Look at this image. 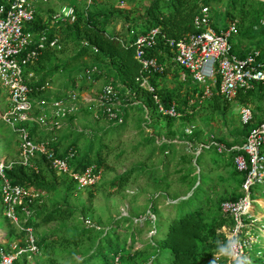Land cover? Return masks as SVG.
Wrapping results in <instances>:
<instances>
[{
	"label": "trees",
	"instance_id": "1",
	"mask_svg": "<svg viewBox=\"0 0 264 264\" xmlns=\"http://www.w3.org/2000/svg\"><path fill=\"white\" fill-rule=\"evenodd\" d=\"M10 1L12 0H0V5L6 7ZM121 1L130 5L137 2V0ZM222 1L152 0L143 8L138 19L133 22L120 21L122 18L115 17L111 10L93 8L80 13V15L75 11L74 22L59 25L45 23L40 15V9L37 7L34 21L25 25L26 32L34 36H45L44 47L40 49L37 60L24 70L25 78L31 73V76L27 78L29 80L27 86L31 92L30 100L51 102L60 99L67 91L86 92L85 90L94 82L105 79L116 90L130 92L122 98L133 97L149 110L147 116L153 115L158 119L165 120L169 126L174 118L159 115L152 94L141 89L136 81L140 73V65L134 58V41L138 34H145L153 28H158L160 34L156 38V44L147 51V55L156 58L158 63L163 65V70L160 73L147 74V78L155 89V95L161 105L169 107L174 104L175 110L180 114L179 118L189 121L198 110L203 108L204 104H206L204 110H208L206 112L221 115L228 110L232 100H238L244 105L255 103V101L253 102L254 96L264 98V87L261 85L248 91H240L231 100L218 93H213L210 99L200 102L199 96L202 89L193 84L189 74L175 64L174 53L167 44L168 40L177 41L196 32L192 19L200 6L213 8L212 6L219 5ZM212 16L216 25H220V18L224 20V25L235 19L238 20V34L231 40L233 53L243 56L252 49H258L262 52L261 59H264V23L260 22L261 17H264V2L227 0L225 10L221 13L212 11ZM246 21L249 22L247 27L244 25ZM240 40L248 41L251 45L246 46ZM52 42L56 43L55 48L50 47ZM68 46L74 49L70 58L50 66L44 65L55 50H65ZM76 62H90V64L87 67H74L73 64ZM93 67H96L98 71L92 75L94 82L91 83L86 76L87 71ZM62 70H68L65 74V85L55 94L46 95L42 87L50 81L53 72L59 73ZM181 74L185 81L179 82L176 78ZM168 76L174 78L171 81V86L166 85ZM202 102L203 104H201ZM126 109V107L123 108L122 121L115 127L122 128ZM263 119L264 113L261 119H256V115H254L252 124L242 125V128L249 131ZM19 127H27V123H21ZM7 130L11 135L10 141L15 139L16 133H12L8 128ZM53 131L49 130V132L43 133L36 126L29 129L33 140L48 141L49 148L56 156L65 157L69 152H73L74 158L69 161V168L73 172L81 173L87 167L94 165L101 174V168L104 167L111 149V140L107 139L106 133L91 135L88 143L83 144L82 147H79L78 140H74L60 149L61 144L59 141H54L57 134ZM165 148L168 149L167 153H164L169 154L172 144L162 143L158 146L159 152L164 151ZM207 152L212 153L209 154V158L214 163V169L219 166L215 163L218 159L223 162L224 166L233 165L236 169L234 158L238 155V151L230 150L218 153L211 147V150H207ZM131 173L132 170H128L114 177L109 183L110 186L123 188L129 182ZM236 173L244 180L245 173L239 172L237 169ZM4 175L13 185L21 186L31 192H43L48 195L57 189L55 178L57 174L50 169L47 160L41 155L37 156L30 166L14 163L10 168L4 170ZM188 176L189 171L187 170L183 180ZM196 180L194 179L192 184L191 194L180 201L190 203L191 200L196 199L197 203L192 211L188 212L184 208L177 210L173 205L176 211L174 215L168 219H162L160 213L153 207L156 235L152 242L144 246V249H137L133 253H129V249L135 243V232H130L127 237H122L118 231L120 225H116L106 232L98 231L94 227L75 229L63 239L64 243L74 247L87 246L86 255L82 254L83 257L78 264H211L213 263L212 257L220 249L226 250L227 247V241L220 229L223 226L231 225L229 216L222 213L221 203L235 201L238 197L212 201L205 186L207 179L199 177L201 182L197 185L195 184ZM0 209L4 210L1 192ZM34 214H36L38 222H35L36 219L31 217ZM72 214L73 210L66 207H55L42 213L33 212L21 222L22 229L11 224L6 237L15 238L22 246L27 227L36 230L52 222H66L72 218ZM18 216H21L20 211ZM54 234L42 236L39 241H36L37 247L40 248L44 245L48 238ZM218 236L221 237V241L217 240ZM146 252H150V254L144 257ZM75 253L81 255V253ZM115 259H117L116 262ZM226 264L233 263L227 260ZM252 264H264V257L261 256V258L253 260Z\"/></svg>",
	"mask_w": 264,
	"mask_h": 264
},
{
	"label": "rangeland",
	"instance_id": "2",
	"mask_svg": "<svg viewBox=\"0 0 264 264\" xmlns=\"http://www.w3.org/2000/svg\"><path fill=\"white\" fill-rule=\"evenodd\" d=\"M120 1L105 0L88 7L80 0H61V3L72 7L79 15L88 9L104 8L111 10L115 17L122 18L120 21L133 22L138 19L143 8L152 0H137L132 5L126 3L121 5ZM226 2L227 0H223L219 5L212 6L213 11L223 12ZM57 8L56 1L39 7L40 15L48 25H52L51 17ZM219 20L222 27L224 20L221 18ZM260 22L264 23L263 16ZM244 25L247 27L249 22L246 21ZM240 41L246 46L251 45L248 41ZM73 50L70 46L65 50H55L44 65L50 66L65 61L72 56ZM89 64L90 62H76L73 66L87 67ZM67 71L53 72L49 87L43 90L46 95L51 96L63 88ZM167 79L166 85L171 86L174 78L168 76ZM184 79L182 74L176 78L179 82L185 81ZM108 83L107 80L100 79L85 91L90 95H95ZM118 91L121 95L119 99L124 105L127 104V109L124 111L125 122L121 129L115 127L117 123L107 119L92 103H76L74 111L59 120L49 118L48 103L44 104L48 130L42 128L41 131L46 133L49 132V128L53 127V132L57 134L54 141L60 142V149L74 140H78L79 147H82L83 144L88 143L91 135L102 133H106L107 139L111 140V149L104 167L101 168L100 181L90 188H78L76 183L70 180L71 178L55 175L57 189L34 201L30 206V215L33 212H47L55 207H66L73 210L72 218L66 222H52L39 229H33L36 241H39L42 236L55 234L39 248L38 254L22 256L14 264H78L83 257L82 254L86 255L87 246L67 245L63 239L72 230L86 227H94L98 231L106 232L120 225L118 231L122 237L135 232V243L129 249V253L144 249V246L152 242L156 235L153 207L160 213L162 219H168L174 215L176 211L173 205L177 210L184 208L188 212L192 211L197 203L196 199L191 200L190 203L180 201L191 194L194 179H197L196 185L201 182L199 177L207 179L205 186L212 201L240 197V186L244 180L236 173L235 167L233 165L224 166L223 162L218 159L215 163L219 166L214 169V163L209 158V154L212 153L207 150H211L212 145V149L217 150L213 143L223 145L226 151L238 148L243 143L250 131V129L249 131L243 129L239 122V111L243 103L232 100L228 110L221 115L206 112L208 110H204L206 105L204 104L191 120L186 121L176 117L168 126L165 120L153 115L146 117V111L138 100L124 99L122 97L128 93L124 90ZM5 98L6 96L0 91V114L6 110ZM254 101L255 103L248 105L251 106L256 119H261L264 113V98L254 96ZM36 102L33 103L30 116L41 114V107ZM131 102L134 104L129 105ZM134 106L137 108H131ZM10 137L9 131L0 119V160H4L5 163L19 160L17 138L10 141ZM162 143H171L172 152L165 154L168 148L159 152L158 146ZM261 150L264 154V145ZM128 170H132V173L129 182L123 188L110 186L109 183L114 177ZM187 170L189 176L183 180ZM250 197L254 200L253 218L255 221L247 232L255 235V242L249 249H246V260L249 261L245 264H252L253 260L264 257V208L258 203V200L264 201V185H253ZM5 217L4 210L0 209V247H5L9 252V245H19V242L13 237H6L11 222ZM19 217L22 222L24 218ZM31 217L36 219L35 222L39 221L36 214ZM227 226L225 230L220 229L225 239H228L229 235ZM60 235L63 236L60 237ZM217 240L222 239L218 236ZM150 252H146L144 257L149 256ZM225 252L224 248L220 249L212 257L213 263L211 264H226Z\"/></svg>",
	"mask_w": 264,
	"mask_h": 264
},
{
	"label": "built area",
	"instance_id": "3",
	"mask_svg": "<svg viewBox=\"0 0 264 264\" xmlns=\"http://www.w3.org/2000/svg\"><path fill=\"white\" fill-rule=\"evenodd\" d=\"M52 0H12L7 6L0 5V91L6 96V110L0 114V119L12 133H16L18 141L19 160L17 163L30 166V163L39 155L45 157L50 169L57 175L70 177L78 188H90L96 185L101 174L92 165L81 173H75L69 168V161L74 158V153L69 152L65 157L56 156L49 148L48 141H35L30 136L29 129L36 126L38 129L48 130V121L45 117L48 103L49 118L63 119L72 113L76 103H92L110 121L117 124L122 121L123 104L119 91L111 83L106 84L95 95L88 92L78 93L67 91L64 96L51 102L39 101L41 114L30 116L34 101L30 100V89L27 86L29 80L25 78L24 70L33 64L44 47L45 36H34L25 31V25L34 21L36 9L46 5ZM58 8L51 17L52 25L72 23L75 20V10L62 4L61 0H54ZM87 7L96 2L105 0H80ZM264 2V0H257ZM121 5L124 3L121 1ZM213 9L210 6H200L192 19L196 32L177 41L168 40L167 44L174 53L175 64L187 72L193 84L198 85L202 92L200 102L208 100L213 93H218L227 99H234L240 91L254 89L255 86L264 87V59L262 52L252 49L243 56H238L232 51L231 40L238 34V20L227 22L226 25H216L212 16ZM160 34L158 28H153L145 34H138L134 41V58L140 65V73L136 78L139 87L151 93L157 113L163 117L176 118L180 114L175 110V105L164 107L155 95V89L149 83L147 74L160 73L163 65L157 59L147 55V51L156 44V38ZM33 47V48H32ZM55 48L56 43H50ZM98 69L93 67L87 71V79L93 83L92 75ZM31 76V73L27 75ZM49 87L47 82L42 90ZM130 93V92H127ZM134 96V94H131ZM133 101V97L129 98ZM134 102L129 103V105ZM146 111L147 109L142 106ZM254 113L250 105L245 104L239 111V122L243 126L252 124ZM21 123H27V127H19ZM57 126V123H55ZM54 128H49L53 130ZM212 140V139H211ZM215 146L219 153L226 151L223 145ZM212 145V141L210 146ZM264 119L253 127L246 139L238 148L234 158L237 171L245 173L243 184L240 188V197L235 201L221 203L222 213L229 216L231 225L226 247V257L233 264H245L248 262L246 249L255 241L247 229L253 226L254 200L250 197L251 187L255 184L264 185ZM213 147V145L211 146ZM16 162L0 160V192L4 204V214L15 227L22 229L21 216L27 219L30 216L31 204L43 197V192H31L21 186L13 185L4 175V170L10 168ZM23 220V221H24ZM223 226L221 230H225ZM24 245H9V252L5 247H0V264H14L24 255H36L39 248L33 236V229H25ZM117 259H115V262Z\"/></svg>",
	"mask_w": 264,
	"mask_h": 264
},
{
	"label": "bare ground",
	"instance_id": "4",
	"mask_svg": "<svg viewBox=\"0 0 264 264\" xmlns=\"http://www.w3.org/2000/svg\"><path fill=\"white\" fill-rule=\"evenodd\" d=\"M260 202V204L263 206V208H264V201H262V200H258V203ZM259 217H263V216H259Z\"/></svg>",
	"mask_w": 264,
	"mask_h": 264
},
{
	"label": "crops",
	"instance_id": "5",
	"mask_svg": "<svg viewBox=\"0 0 264 264\" xmlns=\"http://www.w3.org/2000/svg\"><path fill=\"white\" fill-rule=\"evenodd\" d=\"M52 1H54V0H52ZM260 203V202H259Z\"/></svg>",
	"mask_w": 264,
	"mask_h": 264
}]
</instances>
